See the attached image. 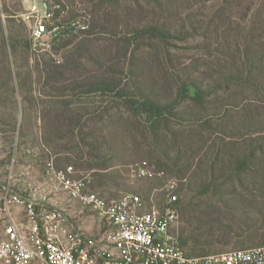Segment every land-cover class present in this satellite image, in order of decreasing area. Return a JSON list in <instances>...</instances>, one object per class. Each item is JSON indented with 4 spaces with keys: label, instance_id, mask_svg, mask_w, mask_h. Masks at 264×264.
I'll return each instance as SVG.
<instances>
[{
    "label": "rangeland",
    "instance_id": "1",
    "mask_svg": "<svg viewBox=\"0 0 264 264\" xmlns=\"http://www.w3.org/2000/svg\"><path fill=\"white\" fill-rule=\"evenodd\" d=\"M98 1L75 0L74 3L71 0L72 5L69 3V10L62 13L61 19L65 16L86 18L89 22L85 24L91 27L99 16ZM118 1L121 32L114 34L99 27L90 36H67L62 43L69 42V45L54 50L50 42L56 30L38 38L35 35L48 0H0L4 25V34L0 33V183L10 184L21 194H28L31 189L45 191L49 203L64 210L72 224L96 235L108 228L106 220H100L96 211L62 190L56 179L47 173L49 162L61 168L73 165L77 171L75 176L90 173L94 181L95 173L106 172L111 177L105 186L95 184L88 189L100 196L117 199L126 193H138L148 206L161 207L166 196L162 190L164 185L170 180L179 186L182 181L187 182V178L182 177H190L196 171L195 164L210 145L216 141L221 144L220 138L226 144L236 140L237 143L246 141L247 145L255 141L264 145V89L231 79L229 70L232 67L236 72L243 44L251 38L253 20L261 21L254 15L258 11L264 13V0H170L173 9L168 13L158 9L153 0ZM155 15L173 17L171 22L180 26L184 35L168 42L138 38L133 25L149 21ZM11 18L16 20V26L8 22ZM257 33L264 42V33ZM17 36L31 38L34 51H27L23 46L13 51L9 44L5 47L4 39L8 42ZM82 43L88 45L91 52L84 51L80 47ZM81 52L84 55L78 57ZM76 58L81 63L79 70L70 65ZM61 63L65 78L55 85L47 84V70ZM174 69L181 72L186 81L201 80L204 89L209 90L216 81L223 88L206 95L202 102L183 100L178 108L183 118L169 116L157 124L127 105L129 98L82 89L74 94L63 88L75 81L103 76L117 78L122 86H128L134 91V101L143 99L136 90L137 80L147 94L157 92L160 98L171 97L176 91L170 79ZM77 112L82 115L81 124L70 140L71 136L63 135L65 120ZM224 119L234 130L233 138L224 136L218 128ZM248 119L255 122L260 132H248L247 138H238L240 131H235L232 124ZM156 139L167 144L170 153L200 149L204 152L196 158L193 167L179 168L174 163L180 161L164 160ZM80 141L97 145L98 157L81 159L80 151L75 149ZM257 155V161L263 162L264 152L259 150ZM143 161L155 171H165L164 176L154 179L139 176L137 168ZM92 162L106 164L108 168H91L88 165ZM247 184L255 187V193L237 186L241 193H218L215 202L221 207L220 220L235 229L234 242L250 245L264 235V163L258 164L247 176ZM228 189L225 187L224 191ZM183 194L179 193V197ZM12 210L19 220H25L22 209L13 207ZM181 225L180 214L175 234L178 235ZM255 226L260 227L259 233L248 231ZM3 236L4 223L0 218V241ZM234 249L240 247L221 252Z\"/></svg>",
    "mask_w": 264,
    "mask_h": 264
},
{
    "label": "trees",
    "instance_id": "2",
    "mask_svg": "<svg viewBox=\"0 0 264 264\" xmlns=\"http://www.w3.org/2000/svg\"><path fill=\"white\" fill-rule=\"evenodd\" d=\"M74 1L75 0H72V2ZM153 1L156 2L158 9H162L163 13L171 12L170 10L173 9L172 5L169 3L170 0ZM48 2L46 3L52 16L45 21V24L49 32L56 30L50 42V45L54 50H58L59 46L64 47L69 45V42H67L66 45L62 43V40H65L67 36H78L79 34L90 36L99 27H102L103 30L109 29L114 34H117L122 30L121 22L117 14L119 6L118 0H99L97 3L99 16L93 21L91 27L89 23L87 25L85 24L86 22H89L86 18L80 20V18L76 19L77 16L68 19L65 16L61 19L62 13L66 9L69 10V3L72 5L71 0H52V2L48 0ZM170 15L173 14L171 13ZM254 17H257L261 21L257 22V19L253 20L254 24L251 26V38L243 44L244 49L239 58L240 64L237 66L236 72L233 71L232 67L229 70L231 79L255 89H264V42L261 41L262 35L257 33L258 31L264 33V13L258 11L255 13ZM171 20H173V17L155 15L149 21L139 22L138 24H135V26L133 25V32L138 38L149 37L151 39L168 42L170 39L175 38L178 35H184L180 26L177 27L171 22ZM8 22L16 26V20L14 18L9 19ZM107 25H109L110 28L107 27ZM194 30L197 31V28L195 27ZM0 33L4 34L1 11ZM86 38L88 39L89 37ZM3 41L5 47L7 46L6 44H9L13 51L21 46L27 51H34L31 38L22 39L17 36L14 39L13 37L10 38V41L8 42L6 39ZM82 44L83 46L81 45L80 47L84 51L91 52L88 45H85V43ZM83 55V52H81L78 57ZM71 56L73 57L74 53H72ZM70 65L74 70L82 68L81 63L77 58L75 59V63H70ZM62 66L64 65L61 63L58 64L55 69L50 68L47 70V84L55 85L60 81L62 82V79L65 78ZM186 76L189 77L188 74ZM170 79L172 85L176 89L175 95H171V97L163 96L164 98L158 97L157 92L147 94L146 90L142 87V84L137 80L135 82L136 90L140 96H142V101H134L132 99L134 91L132 92L128 86H122V82L118 81L117 78L111 77L94 76L82 81H75L69 85H64L63 88L74 94L77 90L82 89L89 93L101 92L104 94H116V98H125V100H128L129 98L131 100L125 102L127 105L132 108L134 107L135 112L147 116L149 120H155L156 124L159 120L167 119L169 116L177 119L183 118V114L178 110L183 100L192 99L194 101L202 102L206 95L219 88H223L222 85L216 81V83L209 86V90L204 89L201 80L191 79L190 81H186V79L182 77V73L177 71V69L171 70ZM67 105H69V103H67L66 106ZM81 119L82 115H78V112L66 117V129L63 131V135L67 138L71 136L70 140H72V137L75 134V128L80 127ZM232 125L233 126L231 127L236 129L235 131H240V136L238 138L245 139L249 133L254 134L260 132L259 130H256L255 122L251 119L240 121L235 125L233 123ZM218 126H220L218 128H220L224 136L229 138L236 136L233 133L234 130L229 128L230 125L225 119ZM227 131L232 135H228ZM81 133L82 132L80 131V134ZM156 135L157 134H155V136ZM220 140V145H218L216 141L208 147L206 153H203L204 149H200L197 152H193V150H177L170 153L169 150H167L168 145L165 143L162 144L159 142V139H156L157 143L159 142V148L165 158L164 160L169 163L180 161V163H174L175 166L179 168L193 167L196 158L200 157V155H202L201 153H203L199 163L197 165L195 164L196 171L190 177L187 175L183 176L182 178H187V182L182 181L177 190L178 193H184L176 202L182 220L178 238L180 245L188 256H204L211 254L212 252H221V250L230 247H240V249H245L250 245L258 246L264 244V235L257 237L250 245L236 244L234 242L237 236L235 235V229L231 225L220 220V218H222L221 207L215 202V197L218 193H241L237 186L247 190L249 193H255V187H250V185L247 184V176L255 170L258 164L264 163V161H257L259 160L257 152L259 150L261 153L264 152V145L260 142L256 143L257 141L248 143L247 145L246 141H240V143H237L236 140H231L232 142L226 144L222 138H220ZM81 142L84 144L82 145ZM96 146L97 145L87 141H80L75 149L80 151L78 155L81 159H84L86 156L97 158L98 152L95 153V151H98V149H96ZM205 147L206 145H204V148ZM66 148L71 150L68 146ZM77 165L80 166L81 164L77 163ZM164 165H166V163H164ZM88 166L98 169H100V167H103L102 169L108 168V165L106 164L93 162ZM57 168L60 169L61 167L58 166ZM94 176L96 177V180L94 181L93 179L91 185L98 184L102 186H105L111 177L106 172H97ZM225 187L229 188L228 191H224ZM259 230L260 227L258 226L248 228V231L255 234L259 233Z\"/></svg>",
    "mask_w": 264,
    "mask_h": 264
},
{
    "label": "built area",
    "instance_id": "3",
    "mask_svg": "<svg viewBox=\"0 0 264 264\" xmlns=\"http://www.w3.org/2000/svg\"><path fill=\"white\" fill-rule=\"evenodd\" d=\"M45 14L35 28L36 38L47 35L44 21L52 13L45 2ZM47 173L54 177L72 199L96 211L108 228L90 234L72 224L64 210L49 203L45 191L21 194L10 184L0 183V218L4 236L0 241V264H264V244L204 256H188L174 229L180 213L176 206L179 184L168 181L162 190V206H148L138 193L106 198L88 191L93 176H75L73 165L55 167L49 162ZM141 177H163L147 161L138 165ZM153 201V200H152ZM13 207L25 212L19 220Z\"/></svg>",
    "mask_w": 264,
    "mask_h": 264
}]
</instances>
